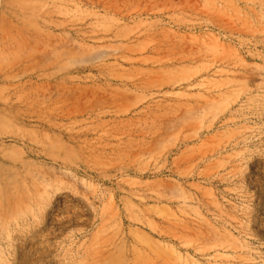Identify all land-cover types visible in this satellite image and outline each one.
<instances>
[{
    "label": "rangeland",
    "instance_id": "374dc122",
    "mask_svg": "<svg viewBox=\"0 0 264 264\" xmlns=\"http://www.w3.org/2000/svg\"><path fill=\"white\" fill-rule=\"evenodd\" d=\"M0 264H264V0H0Z\"/></svg>",
    "mask_w": 264,
    "mask_h": 264
}]
</instances>
